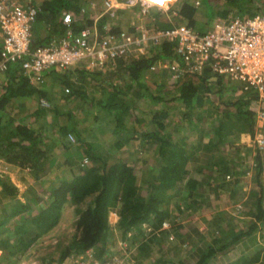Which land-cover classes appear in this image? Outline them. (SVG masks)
<instances>
[{"label":"trees","instance_id":"obj_1","mask_svg":"<svg viewBox=\"0 0 264 264\" xmlns=\"http://www.w3.org/2000/svg\"><path fill=\"white\" fill-rule=\"evenodd\" d=\"M203 3L206 4L203 6ZM199 5L205 7L206 16L219 12L224 19L264 13L261 0H177L173 4L177 14L168 17L167 23H161L150 14L149 21L161 26L172 22L185 23L195 29L205 17L198 16ZM41 6L36 19L40 23L37 28H43L46 37L61 30L60 17L64 10L81 17V23L92 22L90 11L82 13L85 7L82 0H44ZM156 10L160 12V9ZM107 19L106 15L102 16L99 24ZM44 40L38 35L36 42ZM163 44L152 55L128 53L94 69L69 67L43 75L42 82H32L29 75L19 70L18 64H11L0 85V158L7 165L19 167L22 171L20 181H25L27 174L38 181L46 177L48 184L39 190L28 186L33 193L30 197L24 194L22 198L19 185L0 172V264H17L22 260L20 255H26L32 244L41 241L43 235L58 224L64 203L74 210V230L66 248L59 251L57 248L63 241V235L56 240L57 264L63 260L71 264L73 254L87 250H92L95 258L108 259L117 252L106 246L107 239L114 235L115 230H120L122 235L130 233L128 242L136 249L133 255L136 259L156 241L158 248L154 247V250L170 249L172 252L157 258L160 263L216 264L225 251L259 227L257 221L264 224V156L259 152L264 148L256 147L252 166L250 163L249 167L235 172L231 163L224 166L229 165L232 173L242 172L254 178L252 188L258 193L254 220L245 227L239 223V218L233 220L231 217L226 223L221 222L219 214L213 212L206 221L207 229L203 230L192 219L197 211L193 208L207 194L205 189L209 184L197 177L196 171L203 169L194 158L195 146L187 144L186 140L192 124L199 129L200 135L208 133L206 121L214 129L211 142L216 143L215 151L223 150V146L217 143L221 135L224 136L222 126L225 122L245 124L250 135L254 136L259 129L257 111L264 109V100H258L255 93L238 91L234 96L221 74H214L208 68L197 76L186 75L178 79H172L165 69L157 75L150 73L145 76L158 58L181 61L173 53L170 43ZM212 76L217 78L214 80ZM46 83L61 84V98L67 103L76 99L73 107L61 109L54 92L45 88ZM65 87L69 91L64 93ZM33 94L50 100V106L37 105V108H45L58 115V125L52 128L53 136L55 133L67 136V144L62 142L63 137L56 142L53 137H46L51 130H47L43 123L36 124L38 117L26 107ZM130 96L129 102L127 98ZM16 100L19 104L14 106ZM141 101L151 106L148 112L137 114ZM74 107L94 112L95 121L107 119L108 125L114 123L117 139L112 145L113 152H104L101 144L81 138L80 119ZM215 119L219 120L216 125ZM108 125L100 131L108 130ZM180 128L182 135L175 140L173 134ZM136 139L138 146L144 149V144L148 143L147 149L152 148L156 157L150 164L143 159L141 172L137 168V157L131 159L136 167H129L121 155L123 148ZM56 146L65 155L61 162L65 164V178L57 176L55 171L60 165L57 154L52 153ZM219 170L223 171V166ZM238 179L231 181L237 184ZM173 202L177 208H172ZM112 211L117 214L114 223L109 219ZM181 220L187 227L182 233L179 229ZM164 221L169 225L162 228ZM243 259L224 264H242Z\"/></svg>","mask_w":264,"mask_h":264},{"label":"built area","instance_id":"obj_2","mask_svg":"<svg viewBox=\"0 0 264 264\" xmlns=\"http://www.w3.org/2000/svg\"><path fill=\"white\" fill-rule=\"evenodd\" d=\"M43 1L0 0V85L11 64H18L32 82H42V72L53 65L60 70L79 65L94 69L128 53L152 55L168 42L181 61L158 58L148 69L149 74L157 75L165 69L172 79H178L197 76L208 68L214 74L238 80L242 85L240 93L254 92L264 100V13L217 18L206 32H200L185 23L161 26L149 21L152 7L167 12L169 17L176 15L173 4L177 0H164L163 4L151 0H103L101 7L92 13L91 23H81V18L72 11L64 10L61 30L47 37L39 33L45 40L33 43L34 22ZM119 9H127L129 17H119ZM82 10L85 12V7ZM104 15L108 19L100 25ZM64 90L67 92L69 88ZM36 103L40 107L51 104L44 96L38 97ZM256 118L259 129L253 136V144L264 148V109L257 111ZM168 225L164 221L162 228ZM127 245L124 243V251L108 259L95 258L93 251L87 250L73 255L70 263L135 264V251ZM61 264H68L67 260Z\"/></svg>","mask_w":264,"mask_h":264},{"label":"crops","instance_id":"obj_3","mask_svg":"<svg viewBox=\"0 0 264 264\" xmlns=\"http://www.w3.org/2000/svg\"><path fill=\"white\" fill-rule=\"evenodd\" d=\"M102 2L103 0H100V7ZM118 11L119 17L125 19L129 17V11L127 9H119ZM160 13H164V15L166 14V16L169 17L167 12L163 10H160ZM117 20L118 19H115V21ZM1 39L2 35L0 32V44ZM145 74L147 77L150 75L149 73ZM211 78L215 80L217 77L212 76ZM38 97L39 96L36 94V100ZM18 104L19 100H16L13 105L16 106ZM218 122L219 120L215 119L214 125ZM205 125L209 128L208 133L200 135L199 129H196L195 125L192 124L193 128L190 129V134L186 139L187 144H193L195 146L196 154L194 158H197L198 163L201 164L203 169L202 171H196L197 177L202 178V180L205 179L209 184L208 188L205 189L207 190V194L203 195L199 200L197 207L193 208V210L197 211L192 216V219L196 220L195 223H197L200 229L205 230L208 227L206 222L208 217H210L213 212H217L219 214L218 219L221 222L223 221L226 223L228 218L231 217L233 220H238L239 218V223H241L242 226L245 225V227H248V223L254 220L252 218H254V214L257 211L258 193L252 188V183L254 181L253 177L250 179L251 176L243 175L242 172L237 174L234 172L236 169L242 170L250 163L251 166L254 163V156L257 150L256 146L253 144V136L250 135L248 127L245 124L242 125L239 122L230 121L225 122L222 126L224 136L221 135L219 138L220 140L217 143L223 146V150L215 151L217 148L216 143L211 142V139L214 136V129L208 121H206ZM168 130L169 132L171 131L170 129ZM181 131L182 129L180 128L179 130L177 129L175 133L173 132L175 140H179V137L182 135ZM130 145L134 148L143 149V151L148 154V156H145L144 158L139 155L134 156L135 158H138L137 160L139 163L143 162L144 159L150 164L153 162L154 158H156L153 156V149H147V147H149L148 143L143 146L146 147V149L142 148V146H138L139 141L137 139L131 142ZM259 152L261 154L260 156L263 157L264 149ZM3 161L4 160L0 158V162L2 163ZM225 163L232 164L231 167L234 174L229 170V165L224 167ZM220 166H223V171H218ZM191 172H193V170ZM191 172L189 175H191ZM262 176L264 179V169L262 171ZM237 177H239L237 184H233L231 180ZM247 180H249L248 183ZM206 186L207 185L204 187ZM239 204L241 205L240 208ZM181 222H183L185 230H187L184 220L179 221V224ZM257 222L259 227L248 232L237 242V244L234 245V247L225 251L223 256L216 261V264H224L238 258H244L242 264H264V224L262 225L260 221Z\"/></svg>","mask_w":264,"mask_h":264},{"label":"rangeland","instance_id":"obj_4","mask_svg":"<svg viewBox=\"0 0 264 264\" xmlns=\"http://www.w3.org/2000/svg\"><path fill=\"white\" fill-rule=\"evenodd\" d=\"M82 2L85 5V11L86 12L90 11V14L97 11L100 7V0H82ZM261 2H264V0H261ZM204 4H206V3H203V6H204ZM203 6H200V5L198 6V9L200 11V14L198 16L199 17L205 16V17L202 18L203 20L201 19L198 22V24L195 26V29L200 31V32H206L211 27V24L217 18H223L219 12L206 16V13H205L206 9ZM156 9L157 8H155V7L151 8V10L149 12L150 17L154 16L159 21H161V23L162 22L167 23V21L169 19L166 16V14L164 15V13H160ZM217 10H220V8H217ZM78 18H81V17H78ZM38 25H40V23L35 21L34 22V28H33V33H34L33 43L36 42V39L39 35V32L41 34H45V32H46L43 28H41L40 31L38 32L35 29V27L37 28ZM72 67H74V66H72ZM54 71H61V70L57 66L53 65V66L47 68L46 70H44L42 72V74L47 76L48 74H51ZM221 78L223 79L226 87L230 91L234 92L233 95L236 96L237 95L236 93L241 90L242 85L240 84V82L238 80L228 78L226 74H221ZM45 88L49 91L54 92V94L56 96L57 103L60 105V108L63 110H67L69 107H73V104L76 103V99H73V100H71L70 103H67V100L64 101V99L61 98V94H63V88H62V85L59 83H52V84L46 83ZM64 93H65V90H64ZM251 93H254V92H251ZM254 95L257 97L258 100L261 101V99L257 96V94H254ZM127 100L130 102L131 96L128 97ZM149 106H151V105L146 104L145 101H141V103H139V105H138L136 113L142 114L141 111H145V110H147V112H148ZM26 107L29 108L30 111H33L35 113V115L38 117V118H36L37 119L36 124L43 123L44 127L47 130L48 129L51 130L50 133L46 134V137H48V138L53 137L54 141L55 140L61 141L60 139L63 137L62 142L67 144V142H68L67 136H61L57 133H55V136H53L52 128L54 126L58 125L59 117H58V115H55L53 112L48 111V109L36 108L37 107L36 94H33L31 96V98L27 100ZM232 108L234 109L235 106L233 105ZM74 109H76L78 117L80 119L78 122V126H79L80 130L82 131V137L81 138L88 140V141H91V142H95L97 144H101V146L104 149V152H107V153L113 152L112 150L114 149V146H112V145H113V142H115V140L117 139V137L114 136L115 135L114 134L115 131L113 130L114 123L112 122V123H110V125H108L107 119L100 120V122L95 121L94 117L92 115V114H94V112H91L87 109H80L79 110L78 107H74ZM106 125H108V127H107L108 130H106L105 132L102 133L100 131V129ZM52 153L57 154L58 162L60 164L59 167L57 169H55L57 176L65 178L67 176V174L65 173V171H66L65 166H64L65 164H61V162L65 158L64 153L57 146L52 150ZM121 155L125 159L126 165L129 167H131V166L136 167V165H134L133 161L131 160L132 157L139 155L142 158H144L145 156H148V154L146 152H144L143 149L141 150L140 148H134L130 144L123 148V152L121 153ZM137 168H138V171L141 172L142 168H144L143 163L140 162L137 165ZM24 171H26V169ZM0 172H2L3 174H7L12 179V181H14L15 183H17L19 185V187H20L19 196L22 198L24 197L23 196L24 194L26 196L30 197V195L33 193V191L30 190L28 186H32V188H36V190H39L42 188V186H45L48 184V180L45 179L46 177L43 180L38 181V180H35L33 178H30L29 175H27V174H26V180L20 181L19 177L21 176L22 171L19 169V167L15 166V165H13V166L7 165L4 161L2 163L0 162ZM49 175L50 174H47V176H49ZM52 175L53 174H51V176ZM250 179H252V177H250ZM248 182H249V180H247V183ZM50 191H49V193H50ZM63 206H64V208L62 210V214H61V217L59 219L58 224H56L51 230H49L47 233H45L43 235V238L41 241H38V242L32 244L27 249V253H25L26 255H24V254L20 255L19 254L23 259L19 260V262L17 264H57V261H56L57 260V258H56L57 254L55 255V252H57L56 251L57 248L59 251L61 248L67 247V244L70 242L71 235H72V232L74 230V218H75L74 210L71 206L67 205V203H64ZM171 206H172V208H177V204H175L174 202L171 203ZM240 206L241 205L239 204V208H240ZM116 218H117V214L114 211L110 212L109 219H110L111 223H114L116 221ZM180 227H181V228H179L180 233L184 232L185 227L183 225V222L180 223ZM147 229H149V228L147 227ZM171 234H173V233H171ZM60 235H63V238H62L63 241H62L61 245L56 248L55 242L60 237ZM130 239H131L130 233H126V234L122 235V232L120 230H115L114 235L110 236L107 239L106 246H108L110 249L117 250V252L120 254L121 252L124 251L123 244L127 243L128 245L126 247H131L134 249V251H136L135 247L128 242V240H130ZM155 244H156V241L149 246V250H147L146 253H143L139 259L134 258L133 262H135V264H177V263H173V262L160 263L157 258H160V256H163L164 254H170L172 252L170 251V249L169 250L164 249L163 251L162 250L159 251L157 249L154 250L153 249L154 247L158 248V245L157 244L155 245ZM166 245H164V248ZM176 256H177L176 258L178 259L179 254ZM50 260H52V261H50ZM130 262H131V259H130Z\"/></svg>","mask_w":264,"mask_h":264},{"label":"clouds","instance_id":"obj_5","mask_svg":"<svg viewBox=\"0 0 264 264\" xmlns=\"http://www.w3.org/2000/svg\"><path fill=\"white\" fill-rule=\"evenodd\" d=\"M152 3L163 4L164 0H151ZM41 29V28H40ZM40 31V30H39ZM40 33V32H39ZM67 70V69H66ZM64 71V70H63ZM148 73V72H147ZM253 138V137H252Z\"/></svg>","mask_w":264,"mask_h":264}]
</instances>
